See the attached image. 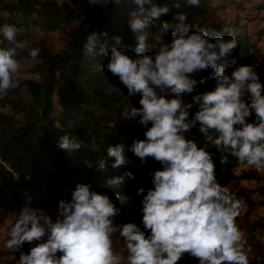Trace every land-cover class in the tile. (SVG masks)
<instances>
[{"label": "clouds", "instance_id": "obj_1", "mask_svg": "<svg viewBox=\"0 0 264 264\" xmlns=\"http://www.w3.org/2000/svg\"><path fill=\"white\" fill-rule=\"evenodd\" d=\"M132 2L137 8L129 14V27L137 33L136 53L145 50L148 30L157 21H161V34H154L156 41L171 30L170 42L159 43L154 56L133 57L127 54V47L114 46L109 53L106 42L100 43L97 52L98 34L92 32L84 47L93 55L107 56V70L126 86L129 98L140 96V107L131 108L129 118L138 117L146 131L143 139H133L128 151L142 164L152 158L162 166L150 174L151 188L138 189L143 230L134 222L114 224L121 208L91 182L77 181L71 199L59 202L55 221L45 209H20L4 246L19 252V264H179L186 254L199 264H250L248 237L236 223L249 205L217 182L216 163L207 148L213 146L222 154V164L232 156L238 164L264 176V83L255 66H237L233 53L239 40L235 35L229 40L217 36L213 42L206 29L186 23L184 13L173 18L179 23L161 20L170 12L167 4ZM88 3L103 10L121 0ZM187 4L199 6L200 0H187ZM173 6L179 8L180 3ZM0 36L14 45L0 48V95H6L16 87L20 70L17 49L26 44L17 41L15 25L4 24ZM115 43L120 45L122 38L116 36ZM39 52L33 48L30 55L36 58ZM208 69L216 73L214 89L192 96L202 83L194 74ZM186 95L191 102L185 101ZM194 107L197 110L190 119ZM197 125L203 146L186 138ZM59 147L78 151L82 144L66 134L60 137ZM123 151L122 145L107 148V156L115 161L112 168L125 162ZM86 164L92 167L90 162ZM107 165L101 158L97 171H106ZM131 176L128 172L108 178L106 185L117 188ZM116 199H123L119 192ZM260 231L256 228L253 235L264 243ZM115 233L123 239L126 257L114 252ZM26 243L34 245L27 253L21 251Z\"/></svg>", "mask_w": 264, "mask_h": 264}, {"label": "trees", "instance_id": "obj_2", "mask_svg": "<svg viewBox=\"0 0 264 264\" xmlns=\"http://www.w3.org/2000/svg\"><path fill=\"white\" fill-rule=\"evenodd\" d=\"M213 1L200 0L199 6L187 4V0H153V3L170 7V12L161 20L179 23L173 18L184 13L186 23L206 29L209 40L213 42L217 36L229 40L235 35L239 40V47L233 53L237 66L252 65L255 57L251 51L259 42H264V26L257 33H250L242 25L241 15H237L234 23L198 19ZM177 2L180 3L179 8L173 6ZM136 8L132 0H121L119 5L109 4L103 10L84 0H0V10L9 14L5 21L0 19V24L4 22L16 28L37 24L48 30L69 26L61 52L50 50L44 42H34L16 53L18 61L35 60L30 72L39 74V78L24 79L6 95H0V204L13 208L53 209L59 207L60 201L71 199V190L77 181L91 182L95 190L109 195L121 208V214L114 221L120 224L134 222L143 230L142 197L138 195V189L151 188L150 174L162 166L152 158L142 164L128 151L133 139H143L146 131L138 117L129 118L131 108L140 107V96L129 98L126 86L107 70V56L93 55L84 47L87 36L96 32L97 52L100 43L106 42L109 53L115 46L127 47V54L133 57L154 56L159 43L170 42L171 30L162 33V40L158 42L154 34H161V21L154 22L155 26L148 30L145 50L137 54V33L129 27L132 19L129 14ZM258 9L264 10V1L259 3ZM104 32H107V37ZM116 36L122 38L120 45L115 43ZM33 48L40 49L36 58L30 55ZM232 70L226 71L230 73ZM215 75L211 69L194 74L193 78L202 80V83L191 95L213 90ZM260 78L264 83V77ZM184 99L191 102V96L186 95ZM196 110L194 107L190 111V119ZM198 127L187 133L186 138H194L199 146H203V136ZM66 134L81 142L82 148L78 151L61 149L60 137ZM121 145L125 162L112 168L115 161L107 156V148ZM207 150L213 153L217 182L222 186L232 183L237 187L238 180L257 178L250 171L237 175L235 168L240 164L235 157L229 156L228 161L222 164V154L215 147L209 146ZM101 158L108 161L104 172L97 171ZM86 161L92 167H88ZM128 172L132 176L125 177L117 188L106 185L108 178L124 176ZM117 192L123 199H116ZM245 201L252 203L250 197ZM32 246L26 243L21 251L27 253ZM16 254L19 257V252ZM197 262L186 254L179 264ZM13 263H16L15 259Z\"/></svg>", "mask_w": 264, "mask_h": 264}, {"label": "rangeland", "instance_id": "obj_3", "mask_svg": "<svg viewBox=\"0 0 264 264\" xmlns=\"http://www.w3.org/2000/svg\"><path fill=\"white\" fill-rule=\"evenodd\" d=\"M57 1L70 2L71 0ZM262 1L264 0H241L237 2H235V0H225L224 2H221V0H214L213 4L207 7L198 19L208 22L228 21L234 23L237 19V15H241L242 25L250 33H257L264 26V10L258 9L259 3ZM227 5H229L230 10H226ZM8 15L7 11L0 10V19H2V21H5ZM4 24L6 23L3 22V24H0V27ZM68 28V25H63L57 29L48 30L46 28H41L37 24L19 27L17 28V41L25 42L26 47H29L34 42H44L50 50L61 52L66 44ZM12 46L14 45L8 44V42L4 41L3 37L0 36V48ZM18 50L19 49H17V51ZM251 52L255 57V62L252 65L255 66V70L260 77H264V42H259L257 47L253 48ZM19 63L20 70L15 77V84H19L24 79L39 78V74L30 72L35 64V60L26 59L19 61ZM125 104H128V102L126 101ZM246 171L254 173L257 178H244L237 181V187L233 186L231 183L227 188L230 193L235 194L237 199L245 200L246 197H250L252 200V203L247 202L249 205L248 211L238 217L236 223L248 237V245H250V247H246V251L250 264H257V262H259V264H264V243L258 242L253 235L256 228H259L261 230L260 234L264 235V176L257 174L254 169H248L244 165H239L235 168V173L237 175ZM22 208L23 207L13 208L10 205L0 204V253H3V255H0V264H19V257L16 252L6 249L4 245L8 239V232L18 218L19 210ZM45 210L46 213L53 218V221H55L58 216L59 207ZM114 224L120 223L114 221ZM112 239L114 252L126 257L127 252L124 249L123 239L119 237L118 233L113 234ZM14 259L16 263H13ZM196 264H199V262Z\"/></svg>", "mask_w": 264, "mask_h": 264}, {"label": "bare ground", "instance_id": "obj_4", "mask_svg": "<svg viewBox=\"0 0 264 264\" xmlns=\"http://www.w3.org/2000/svg\"><path fill=\"white\" fill-rule=\"evenodd\" d=\"M237 1H241V0H235V2H237ZM234 4H236V3H234ZM235 8H236V7H235ZM226 10H230L229 5L226 7Z\"/></svg>", "mask_w": 264, "mask_h": 264}]
</instances>
